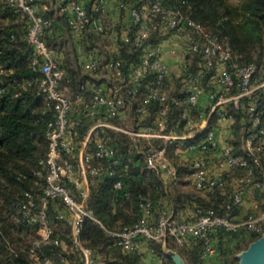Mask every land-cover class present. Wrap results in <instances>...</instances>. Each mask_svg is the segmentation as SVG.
Masks as SVG:
<instances>
[{
    "label": "built area",
    "instance_id": "built-area-1",
    "mask_svg": "<svg viewBox=\"0 0 264 264\" xmlns=\"http://www.w3.org/2000/svg\"><path fill=\"white\" fill-rule=\"evenodd\" d=\"M64 1L62 0V3ZM6 2L13 8L14 13L28 19L26 38L34 48L30 63L34 69L41 72L37 82L38 94L52 112V116L45 121L48 153L40 160V167L34 171L37 177L35 184L39 186V191H25L14 215L17 224L25 223L34 227L36 232V237L25 251L34 261L33 264H69L66 255L56 257L47 252L48 247L64 246V241L55 235L49 213V203L59 199L64 209L58 211L55 217L69 227L71 248L79 252V264H106L93 248L84 244L82 231L87 219L101 224L89 207L91 186L96 178L107 173L115 177L114 187L123 189V177L128 174V165L124 164L116 146L117 138L109 132H124L136 140L164 138L168 141L194 139L206 130L205 136L200 141L191 142L184 149V151L201 149L203 152L218 147L216 132L208 127L198 129L196 122L186 113L183 116L186 120L187 132L181 135L164 133L163 121L155 127L144 125L133 129L115 122L130 107L131 100L139 97V88L150 71H155L157 78L146 94L144 102L160 101L163 104L162 115L166 114L171 102L176 105L181 104L176 96L170 98L164 90V81L170 72V67L163 58L161 44L150 48L143 55L139 65L127 70L123 69L121 59L116 55L110 56L107 66L111 70L109 76L111 90L94 88L89 101L86 100L83 87L74 96L67 95L62 89L66 70L60 65L54 51L46 42V36L53 31V20L43 15L45 7L36 0H6ZM63 10L72 13L69 23L72 32L79 35L89 22L86 8L79 0H69ZM95 10L101 14L104 12L101 0L95 5ZM131 18L133 25L137 26L133 39L136 45L143 44L153 31L167 29L170 36L166 40L178 41L188 53L202 56L204 62L201 69L196 73L189 72L186 76L185 102L191 108L198 106L204 94L206 74L221 65L215 81L223 89L212 94L215 103L211 107L208 121L217 107L233 104L237 108L243 97H251L256 92H261L260 107L257 104L258 98L250 106L254 130L247 135L246 150L252 156L253 165L260 169L262 179L254 178L255 167L251 165L248 157L236 152L229 145L222 148L217 167L219 170L232 172L247 170L244 177L238 178L239 186L228 192V209L244 203L245 189L240 187V184L250 186L255 192L263 194L264 143L258 139L264 137V127L261 126V111L264 110V53L260 63L239 62L225 38L213 34L204 24L194 20L174 0H135L131 9ZM91 26L98 34L105 32V27L100 21H94ZM125 40L129 42L131 37L126 34ZM172 52L175 50L172 49ZM99 62V58L94 56L87 64V68L95 71L99 67ZM3 71L0 60V74ZM25 83L30 85L32 82L27 79ZM230 91L232 92L227 95L226 93ZM132 108L133 106L130 107ZM138 111L145 113V105L138 107ZM73 113H77L75 120L71 118ZM87 117L95 121L80 137L79 127ZM219 117L221 120H228L230 117L228 110L220 109ZM145 162L149 168L161 173L166 181L176 177V169L165 158L163 149H150L146 153ZM193 164L191 177L196 191L211 194L227 193L226 179L213 173L206 158H196ZM124 195L129 197L130 192L125 191ZM139 207L142 215L136 223L124 226L120 230H107L108 235L113 238L114 245L130 253L138 252L144 241L166 246L168 240L173 239L177 246L182 247L187 238L194 237L202 242L203 256L210 259L217 252L213 242V234L217 229L230 232L244 229L256 234L264 232V210L249 212L241 218L219 214L214 209L204 206H197L189 212L171 209L157 212L153 200L145 195L140 197ZM6 246L13 253L18 254L9 241H6Z\"/></svg>",
    "mask_w": 264,
    "mask_h": 264
},
{
    "label": "trees",
    "instance_id": "trees-1",
    "mask_svg": "<svg viewBox=\"0 0 264 264\" xmlns=\"http://www.w3.org/2000/svg\"><path fill=\"white\" fill-rule=\"evenodd\" d=\"M79 1L81 2V0ZM185 1L174 0L194 20L204 24L213 34L225 38L239 62L260 63L262 61L264 53V0H243L240 5V15L226 0ZM36 2L44 7L46 6L43 11L45 17L53 20V16L57 14V17L68 27L69 33L72 32L69 23L72 13L63 10L68 5L69 0H65L61 5L57 4V0H36ZM98 2L99 0H87V3L83 5L88 12L89 22L77 35L79 38H83L84 34L87 35L93 44H96L102 36L107 35V28L104 24L105 32L103 34H98L91 26L94 21L102 22V14L95 10V5ZM122 2L131 5L129 8L130 16L127 25L119 32L118 50L115 55L123 61V69L127 70L130 67L139 65L143 55L150 48L167 39L170 33L167 29H157L151 33L143 44L136 45L133 39L137 26L133 25L131 18V9L135 0H123ZM148 23H150L149 20ZM27 27V17L14 13L13 8L6 0H0V60L4 68V71L0 74V78L3 79L0 81V264H25L22 257L24 255L28 256V254L25 248L18 246L8 236L9 226L4 220V213L8 211L10 214L15 215L16 206L22 201L24 192L27 190L39 191V186L35 184L37 177L34 171L40 167L39 162L45 158L49 149L45 121L52 116V112L38 94L37 82L41 77V72L34 69L30 63L34 48L27 41ZM53 29H55L54 22ZM122 31H127V35L131 37L129 42H126L125 36H122ZM66 41H68L66 34L55 36L50 33L46 36L48 46L54 51L60 65L66 70V77L62 85L68 83L75 90L78 86L77 83H79V73L75 69L69 68L60 56V50ZM88 50L90 51L89 54H92L89 47ZM190 60L191 63H189ZM203 62L204 60L200 54H192L186 51V65L182 66L180 75L173 74L170 68V72L164 81V90L170 98L176 96L181 104L176 105L171 102L165 115L161 114L163 104L160 101L144 102L146 94L155 84L157 78V73L150 71L144 77L143 84L139 88V95L143 93L145 96L141 104L135 102L131 109L133 128L144 125L155 127L160 121H163L164 133L180 134L187 132L184 113L194 121L201 114L207 116L215 103L212 94L223 89L215 81V76L219 73L221 65L216 66L213 71L206 74L204 94L196 108H191L185 102L186 93L184 92L187 74L198 72ZM27 79L32 82L30 85L25 83ZM80 90L81 88H78V91ZM232 91L226 94L229 95ZM235 91H237L236 88ZM256 98L259 99L257 104L260 107L262 103L261 92H256L251 97H243L237 108L233 104L217 107L211 115L208 126V129H214L217 132V129L221 128L219 123L222 121L219 117V111L222 108L227 109L230 116L228 120L231 121L232 128V138L228 139L227 145L231 146L236 152L245 154L251 165H253L252 156L247 150L243 149V145L246 136L254 130L250 106ZM136 100L132 99L131 101ZM142 105H145V113L138 111V107ZM261 115V126L264 127V110L261 111ZM71 118L75 120L77 113H73ZM94 121L95 119L92 118H84V123L79 127L80 137L85 134ZM205 134L206 130L194 139L185 140L184 147H187L191 142L200 141ZM177 142L172 141V139L167 141L164 138L147 140L131 138L128 144H123L117 139L116 146L123 157L124 164L128 165V174L123 177V189H116L114 187L115 177L107 173L96 178L95 183L91 186L89 207L101 224L92 219H87L82 231L84 244L93 248L98 257H101V253H106L112 258L111 264H135L140 262V256L136 253L126 252L115 246L113 238L108 235L107 230H120L124 226L136 223L142 215L139 207V200L142 195L153 200L157 212L164 209L189 212L197 206L212 208L219 214L232 217L240 212L242 205L227 208L229 200L226 194L223 195L220 192L211 194L196 191L194 188L189 192L182 191L179 188L171 189L172 184L181 180L184 175L191 176L194 170L193 161L196 158H206L212 169L215 168V165L217 167L223 148L218 145L216 149L205 152L198 149L188 150L186 153H177ZM143 144H145V147H142ZM152 148L164 150L165 158L176 169L175 178L179 179L166 181L161 173L147 166L145 156ZM212 171L216 172V170ZM217 171L221 177L226 179L225 191L228 192L232 188L228 177L232 171ZM246 172L247 170L242 169L233 172V174L239 178L244 177ZM254 178L262 179V173L257 167H255ZM240 187H244L246 190L250 186L240 184ZM125 191L130 192L129 197L124 195ZM167 205L171 208H168ZM63 209L64 205L59 199L49 203L50 217L55 219L56 223L62 222L56 219L55 215ZM20 224L26 225L22 222ZM59 234L55 231V235L64 241L65 247L63 245L48 247L47 252L56 257L66 255L70 259L72 254V248L69 246L71 240L67 242L63 239L64 235ZM262 235H264V232L256 234L249 233L244 229L238 232L217 229L213 234V242L217 248L216 255L213 258L208 259L203 256L202 242L194 237L187 238L184 246H178L177 252L186 264H213L215 260L224 264H240L238 254L246 250L254 240ZM6 241L14 245L18 251L17 255L7 248ZM145 242L150 245L154 253L156 252L163 258L164 264H176L172 258L167 257L169 254H173V251L164 254L161 243ZM175 244L173 239L168 240L167 249H175ZM76 254V264H79V252L76 251Z\"/></svg>",
    "mask_w": 264,
    "mask_h": 264
},
{
    "label": "crops",
    "instance_id": "crops-1",
    "mask_svg": "<svg viewBox=\"0 0 264 264\" xmlns=\"http://www.w3.org/2000/svg\"><path fill=\"white\" fill-rule=\"evenodd\" d=\"M103 5H104V12L101 15L102 22L104 23L105 27L108 30V35H105L101 37L102 39L97 40L96 44H93V42L89 39L87 35L84 34L83 38H79L77 34H74V32L69 33L68 27L65 25V23L57 17V14L53 16V22H54V27L52 33L55 36H60L63 34H66L68 36V41L64 43L63 48L60 50V56L61 58L67 63V66L71 69H75L79 74H78V80L79 83H77V87L74 90L72 86H70L68 83L62 85L63 91L69 95V96H74L75 93L78 92V88L83 87L85 89V97L86 100H90V96L92 93V89L102 87L105 90H111L110 87V73L111 70L107 66V61L110 56L115 55V52L118 50V40H119V32L120 30L123 29L125 25H127V20L129 19V8L131 5L127 4L126 2H122L123 0H101ZM87 3V0H81V4L85 5ZM57 4L61 5L62 0H57ZM134 6V5H133ZM46 8V6H45ZM127 34V31H122V36H125ZM86 43V45H85ZM162 45V52H163V58L164 60L170 65L171 71L174 73L173 67H180L186 65V51L183 47V44L171 40L168 41L164 39L161 43ZM88 47L90 48L92 54H89ZM172 49L175 50V52H172ZM176 52H181L182 56L174 58L173 55ZM97 56L99 58V67L97 70L92 71L87 68V64L90 62L92 57ZM180 73V71H179ZM87 75V76H86ZM0 80H3L0 78ZM69 81V80H68ZM131 110V109H130ZM211 110L207 116H203L202 114L199 116L198 120L196 119V125L197 128L205 129L209 126L210 121L209 116H210ZM128 110L123 112L121 114V117H128L129 116ZM121 117L117 118L120 119ZM117 120H115L116 122ZM220 124L221 128L217 129L216 132V138L219 147H224L227 146V141L228 139L232 138V128H231V121L229 120H222ZM225 124L227 125V129H224ZM128 128V127H127ZM180 133L176 135H181L185 134ZM261 140L264 143V137L258 139ZM247 136L246 139L244 140V145L243 149L246 150L247 147ZM180 144H178L176 151L177 153H186L184 151V141H180ZM129 160H131L129 158ZM212 168V167H211ZM212 170H216L213 173L216 175L218 174L219 169H217L216 165L215 168ZM229 181H230V190L228 192H231L234 190L233 188H237L239 186L238 184V176H235L233 172L228 176ZM172 179H179V178H172ZM190 185L191 189H193L192 185V177H190ZM171 188H179L178 186V181L174 182L172 184ZM228 192H223L221 194L223 195H228ZM264 193L259 194L256 193L252 187H249L248 189L245 190V200L240 208V212L237 213L234 217L235 218H241L245 216L249 212H254V211H260L263 210L264 206ZM261 198V201H260ZM166 204H168L166 202ZM168 208H171V206H168ZM175 249L173 250H168L167 245H163V253L166 254L167 252L170 253V251H173V254H169L167 257L172 258V255L178 254L177 249L178 246L175 244ZM137 255L140 256V262L139 263H147V264H164L163 263V258L159 256L156 252L154 253L152 248L147 242H142L138 252H136ZM239 255V254H238ZM173 259V258H172ZM183 259V258H182ZM174 260V259H173ZM175 261V260H174ZM184 261V259H183ZM213 264H224L221 261H216L213 262Z\"/></svg>",
    "mask_w": 264,
    "mask_h": 264
},
{
    "label": "rangeland",
    "instance_id": "rangeland-1",
    "mask_svg": "<svg viewBox=\"0 0 264 264\" xmlns=\"http://www.w3.org/2000/svg\"><path fill=\"white\" fill-rule=\"evenodd\" d=\"M226 2L230 6L235 8L238 11L239 15H240V5L243 2V0H226ZM106 33H108V30L106 31ZM180 56H182L181 52H176L173 55L174 58L180 57ZM191 60L189 61V63H191ZM173 68H175V69H173L174 73L177 74V75H180V73H181L180 67L179 68L178 67L177 68L173 67ZM179 71H180V73H179ZM144 96L145 95L143 93H141L136 101H134V102L131 101L129 103L130 104L129 106L132 107L133 103H135V102H136V104H141V101L143 100ZM130 107H128V109H127L128 112L130 113L129 116L128 117H121L120 119H117L116 123L118 125H120V126L128 127L129 129L130 128L133 129L134 126H133V121H132V117H131ZM198 118L196 117L197 120H198ZM222 127H224V129L228 128L226 124H225V126H222ZM109 134L110 135H115L116 138L119 139L120 142H123V144L124 143L128 144V142H130V139L133 138L129 134L124 133V132H114L113 133L112 131H110ZM149 139H151V138H149ZM172 141H176V142L178 141L176 143V145H177V144H180L179 143L180 141H185V140L172 139ZM142 147H145V144H143ZM190 177L191 176L184 175L182 177V179L178 181V186H179L180 190L186 191V192L191 191ZM171 189H173V188H171ZM4 217H5L4 220H6V224L9 226V228L7 230L8 236L11 237L12 241L14 243H16L18 246H21L23 248H27L28 245L30 244V242L36 237V232H35L34 227H31L29 225H21V224L19 225V224H17L15 222V220H14V215L10 214V212H8V211H6L4 213ZM52 224H53V227L55 228V231L58 234L60 233L61 235H64V237L63 236L62 237H63V239H65V241L70 242V229H69V227L65 223H62V222L61 223L60 222L56 223L55 219H52ZM69 246H71V242H70ZM71 253L72 254H71V258L69 259V264H76V261H77L76 260V255H77L76 251L74 249H72ZM100 256H101L100 259L103 262H105L106 264H111L110 261H111L112 258L109 257L106 253L105 254L101 253ZM22 258H23V261H24L25 264H33V262H34L27 255H24Z\"/></svg>",
    "mask_w": 264,
    "mask_h": 264
},
{
    "label": "water",
    "instance_id": "water-1",
    "mask_svg": "<svg viewBox=\"0 0 264 264\" xmlns=\"http://www.w3.org/2000/svg\"><path fill=\"white\" fill-rule=\"evenodd\" d=\"M240 264H264V235L254 240L238 255ZM176 264H186L179 254L172 255Z\"/></svg>",
    "mask_w": 264,
    "mask_h": 264
}]
</instances>
